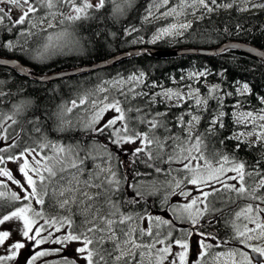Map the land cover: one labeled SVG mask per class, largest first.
<instances>
[{
  "label": "snow or ice",
  "instance_id": "1",
  "mask_svg": "<svg viewBox=\"0 0 264 264\" xmlns=\"http://www.w3.org/2000/svg\"><path fill=\"white\" fill-rule=\"evenodd\" d=\"M141 8L142 26L168 21L155 44L217 12L264 11V0H0V67L12 61L30 76L26 59L99 49L117 35L109 22ZM210 75L196 69L164 87L137 70L46 116L27 117L28 98L0 110V264H264L254 243L264 240V94L241 111L256 99L254 85ZM234 97L244 103L229 108ZM230 115L224 147L209 151ZM242 147L256 150L251 159L238 155Z\"/></svg>",
  "mask_w": 264,
  "mask_h": 264
},
{
  "label": "trees",
  "instance_id": "2",
  "mask_svg": "<svg viewBox=\"0 0 264 264\" xmlns=\"http://www.w3.org/2000/svg\"><path fill=\"white\" fill-rule=\"evenodd\" d=\"M137 3H144V0H137ZM142 13V8L139 14L130 11L114 26L109 22L107 31L109 33L116 32L117 35L113 37L109 34L107 42H104V46L99 49L93 46L83 54L56 55L45 63H35L26 59V65L41 75H50L99 63L135 48L152 47L165 51L184 48L210 49L232 41L246 42L264 51V11L255 13L217 12L210 18L194 20L193 27L187 30L182 37L158 41L155 44L148 43V41L157 26L153 24H143L142 26ZM132 25L139 31L133 33L132 36L121 35L126 26ZM84 27L87 28L88 23H85ZM141 37L143 41L140 43L129 42ZM7 55L11 56L12 54L8 53ZM204 68L211 71L212 75L208 79L213 83L219 82L221 80L219 73L224 72L226 84L234 80H247L254 85L256 99L244 103L243 97L228 98L229 108H232V102L236 99L244 103V109L247 110L258 106L259 96L264 94V63L243 52L229 50L214 56L188 55L172 58H156L150 54H141L109 69L48 83H40L26 78L14 70L0 67V80L5 81L3 91L9 93L2 98L3 103H0V110L8 111L13 104L28 98L34 104L29 109L27 117H31L33 112L36 115L46 116L47 113L56 111L62 103L76 98L84 89H94L103 81L111 80L118 74L127 76L134 71L143 70L148 73L149 84L157 82L164 87H175L174 78H179L181 74L186 76L189 72L196 69L204 70ZM79 111L75 110L68 118H74ZM45 123L52 125L51 120L46 119ZM233 128L230 115L226 118V128L217 137L209 138V151H212L213 148L224 147L219 144V140L230 135ZM201 131H203V127ZM57 135L62 134L54 133L52 138L55 139ZM61 142L74 143L75 141L69 139ZM234 143L235 141L232 140L226 141L227 150L230 151ZM255 152V149L245 152L242 147L238 155L245 159H251ZM131 178L130 175L129 179ZM141 179H151V177ZM152 210L158 211L155 207Z\"/></svg>",
  "mask_w": 264,
  "mask_h": 264
},
{
  "label": "water",
  "instance_id": "3",
  "mask_svg": "<svg viewBox=\"0 0 264 264\" xmlns=\"http://www.w3.org/2000/svg\"><path fill=\"white\" fill-rule=\"evenodd\" d=\"M148 50V51H145ZM229 50H236L243 52L255 59H258L259 61L264 63V51L257 48L256 46H253L249 43L246 42H240V41H232L225 43L219 47L215 48H210V49H199V48H184V49H174V50H158L154 49L152 47H146V48H135L126 52H122L108 60L91 64V65H86V66H81L76 69H70V70H64L58 73L50 74V75H41L37 72L34 71V69L30 66H27V71H30L32 75L26 76L24 73L20 72L18 69L16 70L17 73L20 75L33 79L37 82L40 83H48V82H53L57 80H62V79H68L72 77H76L79 75L95 72L98 70H103V69H109L112 67L117 66L118 64L141 54H150L156 58H172V57H179V56H214V55H219L224 53L225 51ZM127 53H132V55H126ZM9 66L8 67H3L7 68L10 70H13V62L8 61Z\"/></svg>",
  "mask_w": 264,
  "mask_h": 264
},
{
  "label": "rangeland",
  "instance_id": "4",
  "mask_svg": "<svg viewBox=\"0 0 264 264\" xmlns=\"http://www.w3.org/2000/svg\"><path fill=\"white\" fill-rule=\"evenodd\" d=\"M259 11H261V10H256V11H254V12H248V13H255V12H259ZM189 19H192V18L189 17ZM167 22H168V21H164V20H154V21H152V23H150V24L156 25V26H157L156 29H157L160 25H162V24H166ZM193 22H194V20H192V23H193ZM156 29H155V30H156ZM155 30H154V31H155ZM154 31L152 32V34H151V36H150V39H151V37H152ZM176 38H178V37H176ZM176 38H174V39H176ZM168 39H173V38H165V39H161V40H159V41H164V40H168ZM157 42H158V41H157ZM186 76H187V74H186ZM241 111H247V109L242 108ZM252 139H255V137H252ZM254 243H256L258 246H264V240H262V241H256V242H254ZM27 255H28V253H27V251H25L24 256H27ZM20 264H23V257H21ZM145 264H147V261H145Z\"/></svg>",
  "mask_w": 264,
  "mask_h": 264
}]
</instances>
